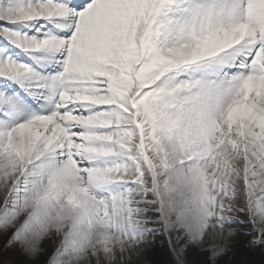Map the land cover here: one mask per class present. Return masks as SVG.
<instances>
[{"label":"snow or ice","instance_id":"snow-or-ice-1","mask_svg":"<svg viewBox=\"0 0 264 264\" xmlns=\"http://www.w3.org/2000/svg\"><path fill=\"white\" fill-rule=\"evenodd\" d=\"M0 264H264V0H0Z\"/></svg>","mask_w":264,"mask_h":264}]
</instances>
